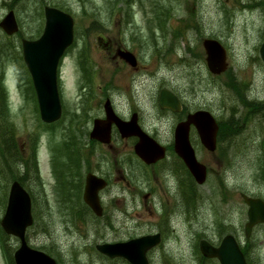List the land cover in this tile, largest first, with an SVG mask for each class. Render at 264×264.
<instances>
[{
  "label": "rangeland",
  "instance_id": "1",
  "mask_svg": "<svg viewBox=\"0 0 264 264\" xmlns=\"http://www.w3.org/2000/svg\"><path fill=\"white\" fill-rule=\"evenodd\" d=\"M52 1L74 11L77 21V38L73 52L59 70L63 116L56 126L54 136L47 131H41L42 121L36 114L33 99L30 98L31 93L27 90V80H22L20 75L18 49L21 50V44L15 40L17 44L13 43L12 46L17 45L18 49H3L6 53V59L3 61L6 67L2 74L3 99L10 115L7 124L12 131V127L15 128L13 132L18 148H25L21 158H30L33 162L30 153L33 147L36 149L32 155L41 175L39 184L28 181L24 185L37 198L34 214L36 209L38 222L27 231L29 244L45 251L57 259L59 264H123L107 260L97 252L95 247L102 244V234L99 231V223L95 222L94 218L89 216L85 222L77 223L72 215L80 205L73 194L77 185L72 180L77 152L70 150L65 143H74L69 136L73 131L70 119L75 114H84L85 109L89 113L84 127L82 128L83 124L79 128L76 126L79 129V141L84 144L92 119L104 116L100 107L101 95H105L103 100L109 97L117 103L115 89L106 90L112 83H126L129 71H121V63L115 55L117 48L128 44L129 48H139L141 52L149 54H144L140 63L142 67L152 68L153 73L150 76L157 87L166 86L179 92L189 110L208 111L221 125L231 120L234 129L238 130L237 134L223 143L222 139L218 145L219 149L214 153L205 150L198 135H193L197 157L209 169L207 182L203 186L195 184L202 199L191 214L183 211L177 219L178 222L171 223V239L167 242L169 251L166 252L168 258L163 256L162 249L152 252L149 256L151 264H218L214 260L203 261L198 244L202 239L218 244L219 240L230 233L235 235L243 246H251L254 264H264V225L255 227L250 240L245 238L244 226L248 221V206L242 199V194H245L264 200V65L259 54V47L264 40V0L252 1L256 8L242 5L250 3L251 0H145L146 8L138 5L139 0H133L137 2L131 11L135 25L128 26L127 33L124 34L123 29L119 27V21L128 0H117L115 5L113 0ZM10 3L11 0H0V20L8 13ZM111 6L115 8L109 9ZM163 7L171 13L168 15L169 22L166 20L160 26L156 21L165 19L160 11ZM32 12L34 3L28 13L23 14L21 9L16 13L21 16L20 24L25 36H36L41 24L43 26V20L33 21L30 18ZM125 14L126 10L124 16ZM144 19L155 25L154 35L149 31ZM95 20L104 25L105 31L97 29L87 35ZM184 20L193 22L199 26V30L187 32L182 38L172 37L171 31H168V23L175 30L182 29ZM3 38L5 36L0 29V39ZM134 38H139V41L135 43ZM208 38L219 40L227 51L229 67L219 76L212 75L207 66L203 41ZM86 45L90 46L89 55L92 60L88 59L86 66L88 71L92 72L91 84L97 88L93 93V100L89 96L86 97L89 91L84 89L85 85L82 88L84 81L79 56ZM167 47L172 49H166ZM154 53L158 56L152 62ZM87 57L86 55L85 60ZM138 75L140 74L136 76ZM143 75L147 76L144 70L140 75L141 79ZM231 82L235 83L239 93L230 88ZM240 96L245 98L251 107L244 105ZM86 98L91 100L92 107H87ZM0 130L4 131L1 126ZM54 142H60L62 147L55 148ZM59 151L65 157L66 164L63 166ZM101 151L109 153L107 150ZM88 157L93 163L91 170L108 179L112 185L105 193L107 199L114 198L125 202L129 194L123 188L130 186L133 193H138L143 187V179L139 175L141 171L136 164H116L115 161H105V158L99 160V157L94 155ZM25 165L26 162L20 161L17 163V170L9 167L8 175L0 176V220L6 210L11 184L19 175L25 173ZM87 170L90 169L86 168ZM86 171L83 170L81 175L80 193L83 191ZM26 176L25 174L23 184ZM137 200L139 201V198ZM140 211L142 212V209ZM151 216L146 209L140 218L138 234L152 230L149 224ZM142 219L146 222H141ZM107 238L109 239L108 236ZM9 240H0V264H8L4 249L5 252L12 253L17 248L14 239ZM158 254H161L162 258H155Z\"/></svg>",
  "mask_w": 264,
  "mask_h": 264
},
{
  "label": "flooded vegetation",
  "instance_id": "2",
  "mask_svg": "<svg viewBox=\"0 0 264 264\" xmlns=\"http://www.w3.org/2000/svg\"><path fill=\"white\" fill-rule=\"evenodd\" d=\"M21 2L23 4L21 7L23 14L28 13L31 9V5L34 3V12L30 13V18L33 21H37L38 19L41 21L43 20V26L41 24L38 34L27 39H33L34 37L39 38L44 31L46 21L45 8L48 7L46 5L52 4L51 6H54L56 3L52 0H21ZM27 16L29 17L28 14ZM20 17L21 16L17 14L19 23L21 21ZM124 23H126V20H124ZM145 24L148 26L147 23ZM131 25L135 24L129 23V26ZM21 29L23 32V28ZM194 29L199 30V26L195 25L193 22L191 23L188 20H184L182 29L175 30L171 28L170 33L172 37L177 38L181 36L182 38L184 34ZM138 39L139 38H134L135 41H139ZM118 49H125V47L122 45V47ZM139 50V48H130V51L136 56L138 64L135 67H131L124 60H121V71L125 72L128 70L130 73H138L146 70V67L141 66V55L139 54ZM145 53L146 52H144V54ZM145 55L148 56L149 54ZM152 60L155 59L153 58ZM151 79L152 78H149V82H140L132 78L131 83H121L117 88L119 100L116 104L118 106H115V111L123 123L131 122L129 126H122V129H126L128 133L126 137H123L120 129L115 127L116 146H120V148L112 145H89L81 147L77 152L78 157L75 162L76 175L72 174V180H74L77 185L75 186L73 194L77 197L80 205L78 209L74 210L75 213H72V215L77 223L85 222L86 218L89 216L94 218L95 222L99 223V231L102 234L101 245L130 243L145 235L160 234L162 243L150 250L148 256H150L152 252L162 249L163 256L168 258L166 252L169 251L167 242L171 239V223H177V219L181 213L183 211L186 213L188 209V169L185 161L178 154L175 147L176 131L179 123L186 121L191 113L202 109L195 111L189 110L180 93L173 90L170 91L178 98V108L174 110L163 107L160 100L162 88L156 90L155 84L151 82ZM142 132L153 139L154 142L145 140L141 135ZM194 134H197V130L194 126H191L190 141L192 146ZM120 143L123 145H120ZM101 147L104 149H100ZM137 148H140V151L145 150L155 155H164L157 160L155 159L153 163L147 164L138 156ZM101 150H107L109 153ZM90 155L99 157V160L105 158V161H115L116 164H136L139 167V171H141L139 175L143 179V182H141L143 187H141L138 193H133L130 186L123 188V190L129 194V198L124 200L125 202L114 198L107 199L105 193L112 185L108 179L94 173V170H91V165L93 163L88 157ZM86 168L90 170L86 171ZM83 170L84 172L86 171L83 191L86 178L89 174H94L107 181V187L99 192L102 209L100 217L95 216L90 206L83 201V191L80 193L79 183ZM137 198H139V201ZM140 209H142V212ZM146 209H148V212L152 215L149 221L152 230L147 233L138 234L137 231L140 226V218ZM141 222H146V220L142 219ZM248 246L249 251H251L250 245L245 246V248ZM102 257L107 260L130 264L127 258L118 257L111 259L104 254H102ZM160 257L162 258L161 254H158L155 258L160 259Z\"/></svg>",
  "mask_w": 264,
  "mask_h": 264
},
{
  "label": "water",
  "instance_id": "3",
  "mask_svg": "<svg viewBox=\"0 0 264 264\" xmlns=\"http://www.w3.org/2000/svg\"><path fill=\"white\" fill-rule=\"evenodd\" d=\"M48 22L43 37L38 41H24L23 55L24 61L30 71L34 87L37 93L41 118L47 123L54 122L61 117L62 106L58 91L57 69L60 58L66 48L73 40L72 19L58 10H47ZM8 33L17 30V24L13 14H10L1 24ZM204 46L207 51L208 67L214 74H221L227 69L226 53L224 48L213 40L205 41ZM261 57L264 61V43L261 48ZM162 104L169 108H175L176 97L168 91H163L161 95ZM109 118L111 115L109 114ZM194 123L198 127L201 140L210 151L216 148V136L218 125L207 112H198L190 116L187 123L181 124L176 135L177 147L180 151L182 147V157L197 180L203 184L206 180V167L200 164L191 148L188 140L189 124ZM98 125L96 123L93 136H98ZM142 158L150 163L155 158L152 154H141ZM158 157V156H157ZM104 187L103 181L96 177H89L85 190V201L98 213L101 209L98 204L97 192ZM245 202L249 206L246 225V235L250 236L252 228L258 223H264V201L244 196ZM31 198L28 192L18 183L11 186L8 205L1 220V225L7 234L14 235L21 240V246L15 253L16 264H57L56 261L42 251L31 248L25 238L28 227L33 224L31 212ZM158 239L144 237L134 241L135 249L125 248L120 255H124L133 264H148L145 253L154 246ZM128 246V245H127ZM111 248L114 246H98L97 249L108 255H113ZM120 251V249L118 250ZM133 251L135 254H133ZM139 252V256L137 255ZM201 251L207 258H215L220 264H247L245 257L231 235L226 236L219 247H214L206 241L201 242Z\"/></svg>",
  "mask_w": 264,
  "mask_h": 264
},
{
  "label": "trees",
  "instance_id": "4",
  "mask_svg": "<svg viewBox=\"0 0 264 264\" xmlns=\"http://www.w3.org/2000/svg\"><path fill=\"white\" fill-rule=\"evenodd\" d=\"M6 59V57H0V61H1V63L3 64L4 62V60ZM22 62V61H21ZM1 63H0V68H2L1 70H4V66H5V64H3V66L1 65ZM231 87H233L234 89H236L237 87L236 86H234V84L233 83H231V85H230ZM3 88H4V86H3V76H2V73L0 74V99L2 100V102H4V100L5 99H3L4 98V92H3ZM30 89H31V91L33 90L32 89V86H30ZM34 92V91H33ZM33 99H34V101H35V98H34V96H33ZM246 105H249V104H247L246 102H244ZM35 110H37V105H36V107H35ZM47 126V125H46ZM51 126H53V125H51ZM51 126H47V127H51ZM230 131H232V126H231V124L230 123H227V124H222L221 125V136L223 135L224 137H221V139H223L222 140V143L223 142H225L226 140H227V136H229V135H227L228 134V132H230ZM3 237H4V234H3Z\"/></svg>",
  "mask_w": 264,
  "mask_h": 264
}]
</instances>
